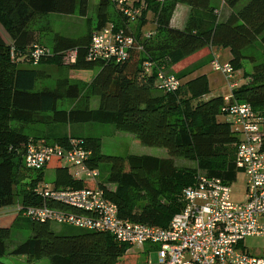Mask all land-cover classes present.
<instances>
[{
	"label": "trees",
	"instance_id": "trees-1",
	"mask_svg": "<svg viewBox=\"0 0 264 264\" xmlns=\"http://www.w3.org/2000/svg\"><path fill=\"white\" fill-rule=\"evenodd\" d=\"M142 1L140 14L132 19L123 15L110 0H99L94 26L89 24L87 31L77 38L55 32L50 53L40 56L35 63H53L72 70L96 69L89 81L59 78L53 87H38V81L47 77L41 68L13 66L11 74L5 75L7 81L0 87V96L7 94V115L11 119L58 127L88 122L111 124L115 129L132 133L142 144L164 147L170 157L106 155L101 152L99 137L78 133L77 137H71L81 139L82 145L91 151L88 166L108 165L106 180L74 178L68 166L58 165L53 184L73 188L99 185L105 197L116 204L119 217L166 227L183 207L182 191L194 182L197 170L227 182L237 177L234 160L239 137L221 119V108L227 103L246 102L264 120V0L244 3L222 0L231 9L224 19L214 13L211 0ZM88 3L89 0H0V23L11 40L7 45L0 36L1 71L11 62V49L34 64L29 54L37 40L36 31L31 27L36 16L72 14L76 6L79 14L85 16ZM179 3L192 9L181 29L170 25L171 15ZM149 13L153 27L149 30L151 35L146 37L149 31L145 32L143 27L149 22ZM108 22L131 35L134 42L120 61L89 60L87 48L91 33ZM208 45L227 48L228 62L234 72L242 71L244 81L230 88L227 102L223 95L207 97L210 87L206 74L188 78L200 68L199 64L179 72L178 76L175 74L178 79H184L176 89L158 88V72L169 73L174 64ZM71 52H74L73 61L67 56ZM244 63L250 65L249 70ZM92 96L98 97L95 108L90 106ZM64 100L75 103L62 108L60 104ZM0 110L6 111V108L0 104ZM70 135L75 134L61 131L52 134L51 139L46 136L33 139L63 145ZM30 138L22 133L4 132L0 139V207L14 203V159L29 173L19 193L20 209L16 217L21 219L16 224L28 226L31 234L11 253L24 255L28 260L48 257L49 264H128L121 259L130 244L117 241L107 232L79 228L80 231L59 234L52 230V222L23 214L25 207L44 203L35 192L36 185L44 181V169L30 170L23 164V145ZM173 156L192 160L196 167H178ZM10 232L9 227L0 226V256L5 254ZM0 264L6 263L0 261Z\"/></svg>",
	"mask_w": 264,
	"mask_h": 264
},
{
	"label": "built area",
	"instance_id": "built-area-1",
	"mask_svg": "<svg viewBox=\"0 0 264 264\" xmlns=\"http://www.w3.org/2000/svg\"><path fill=\"white\" fill-rule=\"evenodd\" d=\"M110 1L132 19L144 6L142 0ZM150 35V31L145 34ZM133 42V37L123 29L107 23L91 33L87 58L120 61L127 56ZM48 53L45 47L34 44L29 58L35 64L40 56ZM67 56L74 60V52ZM210 65L226 77L234 73L230 63H221L217 56ZM156 80L158 88L164 91L174 90L180 84L175 75L163 71L157 73ZM235 85V81L229 82L230 88ZM228 99L225 96L226 102ZM220 117L239 137L234 163L237 174L245 176V195L240 200L233 198L235 180L227 182L198 172L194 182L182 191L181 210L171 217L166 227H160L119 217L116 204L105 197L99 185L55 187L53 183L41 181L35 192L44 203L25 207L23 214L42 221L107 232L117 241L138 244L147 253H155V261L146 258L145 264H264V254L252 253L244 244L248 237H264V120L246 102L225 104ZM90 154L79 138L71 137L63 145L29 139L23 145L22 159L30 170L44 169L52 160L65 162L74 178L95 181L100 171L88 166Z\"/></svg>",
	"mask_w": 264,
	"mask_h": 264
},
{
	"label": "rangeland",
	"instance_id": "rangeland-1",
	"mask_svg": "<svg viewBox=\"0 0 264 264\" xmlns=\"http://www.w3.org/2000/svg\"><path fill=\"white\" fill-rule=\"evenodd\" d=\"M247 0H242L241 3L246 2ZM99 0H89L88 9L85 16H82L78 12V8L76 6V10L72 14H61V13H48L46 15H38L36 16L32 22L31 27L35 29L37 34L36 44L41 45L51 51L52 48V38L53 34L59 33L61 35L77 38L80 35L84 34L87 31L88 25L91 24L94 26L96 24V10L97 4ZM183 4V3H181ZM185 5V4H184ZM218 5H216L217 7ZM110 9L113 8L111 4ZM218 9V7H217ZM149 22L143 27V30L149 31L152 29L153 24H151L152 15L149 13L147 15ZM135 21V20H134ZM132 21V23L134 22ZM112 23V22H108ZM135 23V22H134ZM133 23V24H134ZM0 36L3 38L5 44L9 45L11 43L10 36L6 32L5 28L0 23ZM258 52V48L255 50ZM214 54L217 55V59L224 63L227 61L229 52L226 48H215ZM11 64H5L4 71L0 69V87L3 86L5 75L11 74L12 67L18 66H37L43 70L47 77L38 81V87L48 86L53 87L55 82L59 78H68L70 81L74 82H82L89 81L92 76L95 74L96 69L92 70H72L66 66L59 67L53 63H45V64H32L24 59L23 55L16 54L13 51H10ZM191 58H187L185 61L189 62ZM13 62V64H12ZM194 62V63H192ZM190 64L197 65V62L190 61ZM184 65H179L175 67V69H169V73L176 74L178 76L179 72L186 70V67H182ZM244 67L249 69V64L244 63ZM199 70L206 73L209 81V87H216L217 91H223L225 93L228 92V83L230 81H235L238 78L240 73L234 72L231 76L226 77L219 71H215L209 62H204L201 64ZM167 72V71H166ZM195 74H190L188 78L194 77ZM241 79L244 81L242 77L241 71ZM180 80V79H179ZM184 80V79H183ZM183 80H180L183 81ZM238 83H241L239 81ZM75 103L74 100H64L61 102L60 107L69 108ZM0 104L6 108L5 110H0V139L4 132L8 133H22L28 137H45L50 138V136L54 133H58L61 131H66L70 135L77 137L78 133L80 134H89L95 135L100 138L101 141V152L106 155H118V156H126L128 154H145V155H153L160 158L170 157L167 150L164 147L158 146H150L140 143L132 133L115 129L111 124H102L97 122H88L82 124H63L59 127L57 125H40L38 123L33 122H25L19 121L15 119H11L7 115L8 103H7V94L3 93L0 96ZM98 104V97L92 96L90 101V106L95 108ZM173 162L178 167H196V163L192 160L185 159L181 156H173L171 157ZM13 170H14V203L9 206L0 207V226H6L10 228V236L6 240V250L5 254L0 256V261L6 264H49V258L44 257L37 260H28L24 255H14L11 253L13 248L22 243L30 234L31 230L28 226L18 225L16 222L20 221V217H16L17 208L19 206V193L25 187V182L28 181L29 173L24 170L19 161L15 158L13 161ZM65 162H58L52 160L49 164L44 168V182L47 184H52L54 180V172L55 168L58 165H65ZM100 174L97 180L101 182H105L107 174H108V165L100 164L99 166ZM200 170H197L199 172ZM31 174V173H30ZM35 175V172L33 173ZM89 180V179H88ZM244 181L245 176L242 173H238L233 184V198L239 200L244 198ZM108 185V184H107ZM108 187L112 188V185H108ZM18 225V226H17ZM51 228L54 232L59 234H67L74 231H80L79 228L69 226L67 224H58L55 222L51 223ZM245 246L252 253L264 254V237H248L244 241ZM149 258L152 261H155L156 256L154 252H148L144 250L143 247L138 244H131L129 250L122 257L121 261L127 262L128 264H145V259Z\"/></svg>",
	"mask_w": 264,
	"mask_h": 264
},
{
	"label": "crops",
	"instance_id": "crops-1",
	"mask_svg": "<svg viewBox=\"0 0 264 264\" xmlns=\"http://www.w3.org/2000/svg\"><path fill=\"white\" fill-rule=\"evenodd\" d=\"M211 1H212L211 2L212 5L215 6L214 13H217V15L221 19H224L228 15V13L231 11V9L222 0H211ZM216 5H218L217 6L218 9H217ZM191 11H192V9H191L190 6H188L186 4L184 5V4H181V3L177 4L175 9H174V11H173V13H172V15H171L170 25L172 27H174V28H179V29L183 28V26H184V24L186 22L187 16L189 15V13ZM215 48H217V47L208 45V46L196 51L195 53L187 56L186 58H184L183 60L179 61L178 63L174 64L171 67V69H175V67H177L179 65H184V66H182L183 68L184 67L189 68V67L194 65V64H190L189 63L190 61H195L200 66L204 62H209V64H210V61L215 56H217L216 54H214V49ZM228 52H229V50H228ZM187 58H191V60L189 62L185 61ZM229 59H230V53H229L227 61H229ZM192 63H194V62H192ZM249 69H250V65H249ZM199 72H201V71L198 69L197 71H195L192 74H195L193 76H196V75H199V74H206L205 72H202V73H199ZM238 73H240V74L238 75V78L235 80L236 81V85L238 84L239 81L242 82L241 71L238 70ZM230 82H232V81H230ZM230 92H231V89H230L229 83H228V92L227 93H225L223 91H217L216 87L214 88V87L211 86L210 92L207 95V97H210V96H213V95L229 96ZM68 134H70V133H68ZM84 135H86V134H84ZM95 181H97V180H95Z\"/></svg>",
	"mask_w": 264,
	"mask_h": 264
}]
</instances>
